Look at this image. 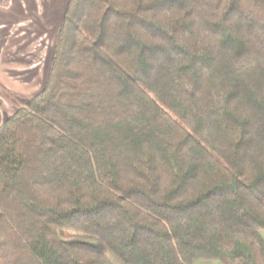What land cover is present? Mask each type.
Instances as JSON below:
<instances>
[{"label":"trees","instance_id":"trees-1","mask_svg":"<svg viewBox=\"0 0 264 264\" xmlns=\"http://www.w3.org/2000/svg\"><path fill=\"white\" fill-rule=\"evenodd\" d=\"M66 2L0 125V264H264V0Z\"/></svg>","mask_w":264,"mask_h":264},{"label":"rangeland","instance_id":"rangeland-1","mask_svg":"<svg viewBox=\"0 0 264 264\" xmlns=\"http://www.w3.org/2000/svg\"><path fill=\"white\" fill-rule=\"evenodd\" d=\"M66 6V0L0 3V125L44 88Z\"/></svg>","mask_w":264,"mask_h":264},{"label":"water","instance_id":"water-1","mask_svg":"<svg viewBox=\"0 0 264 264\" xmlns=\"http://www.w3.org/2000/svg\"><path fill=\"white\" fill-rule=\"evenodd\" d=\"M3 0H0V3L2 2Z\"/></svg>","mask_w":264,"mask_h":264}]
</instances>
